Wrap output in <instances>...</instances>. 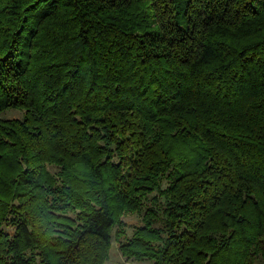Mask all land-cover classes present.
I'll list each match as a JSON object with an SVG mask.
<instances>
[{"label": "trees", "instance_id": "1", "mask_svg": "<svg viewBox=\"0 0 264 264\" xmlns=\"http://www.w3.org/2000/svg\"><path fill=\"white\" fill-rule=\"evenodd\" d=\"M113 233L264 264V0H0V264H105Z\"/></svg>", "mask_w": 264, "mask_h": 264}, {"label": "rangeland", "instance_id": "2", "mask_svg": "<svg viewBox=\"0 0 264 264\" xmlns=\"http://www.w3.org/2000/svg\"><path fill=\"white\" fill-rule=\"evenodd\" d=\"M23 111L17 108L7 109L4 111L1 116L3 117H12V116H22ZM142 213H127L123 216V220L126 223L125 228L127 234L130 236L134 230V227L138 224H141ZM105 264H152V260L144 259L137 261L133 258H126L123 256L119 250V242L115 239L114 233L112 234V241L110 247V254Z\"/></svg>", "mask_w": 264, "mask_h": 264}]
</instances>
